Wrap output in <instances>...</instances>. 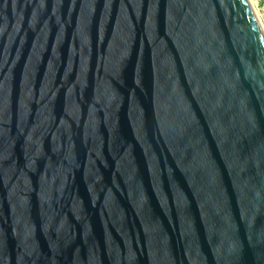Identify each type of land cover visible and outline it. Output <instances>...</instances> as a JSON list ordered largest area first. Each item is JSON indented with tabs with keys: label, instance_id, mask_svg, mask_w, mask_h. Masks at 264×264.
Listing matches in <instances>:
<instances>
[{
	"label": "water",
	"instance_id": "1",
	"mask_svg": "<svg viewBox=\"0 0 264 264\" xmlns=\"http://www.w3.org/2000/svg\"><path fill=\"white\" fill-rule=\"evenodd\" d=\"M0 264H264L250 0H0Z\"/></svg>",
	"mask_w": 264,
	"mask_h": 264
},
{
	"label": "rangeland",
	"instance_id": "2",
	"mask_svg": "<svg viewBox=\"0 0 264 264\" xmlns=\"http://www.w3.org/2000/svg\"><path fill=\"white\" fill-rule=\"evenodd\" d=\"M253 7L261 20L262 26L264 28V0H251Z\"/></svg>",
	"mask_w": 264,
	"mask_h": 264
},
{
	"label": "bare ground",
	"instance_id": "3",
	"mask_svg": "<svg viewBox=\"0 0 264 264\" xmlns=\"http://www.w3.org/2000/svg\"><path fill=\"white\" fill-rule=\"evenodd\" d=\"M251 1V0H250ZM261 21V20H260Z\"/></svg>",
	"mask_w": 264,
	"mask_h": 264
}]
</instances>
